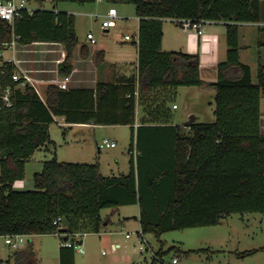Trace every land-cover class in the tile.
Listing matches in <instances>:
<instances>
[{
	"label": "trees",
	"instance_id": "trees-1",
	"mask_svg": "<svg viewBox=\"0 0 264 264\" xmlns=\"http://www.w3.org/2000/svg\"><path fill=\"white\" fill-rule=\"evenodd\" d=\"M35 1L42 6L48 0ZM50 1L52 9L26 12L15 21L13 32L0 21L1 39H10L14 33L21 44H61L66 57L59 64V73L68 76L78 36L75 15L57 10L58 4L96 0ZM263 1L107 0L135 5L139 18L137 71L112 83H99L96 90L49 84L44 100L28 86L17 93L13 107L0 110V236L56 230L66 234L63 238L100 233L108 222L101 215L103 209L136 204L140 208L138 233H151L157 239L173 230L216 226L236 213H264V65L259 64L253 82L250 66L240 60L239 44L241 24L264 22ZM176 19L225 24L227 56L217 66L215 82L201 78L199 54L162 49L164 21ZM191 86L215 90V121L196 120L186 129L170 125L178 88ZM138 104L143 114L140 127L163 131L150 141V147L140 145L139 135L135 138ZM55 116L70 123L130 125L129 172L104 176L98 162L74 163L53 157L33 174L34 189H15L14 183L25 177L27 160L52 143L49 128ZM166 128L173 131L175 144L173 162L167 167L161 154L156 156L164 147ZM150 148L152 155L147 153ZM59 217L61 221L55 224ZM173 250L179 251L178 246L164 249L162 242L156 255L164 259ZM20 256L15 252L17 264ZM149 264H157V259L152 257Z\"/></svg>",
	"mask_w": 264,
	"mask_h": 264
},
{
	"label": "rangeland",
	"instance_id": "rangeland-1",
	"mask_svg": "<svg viewBox=\"0 0 264 264\" xmlns=\"http://www.w3.org/2000/svg\"><path fill=\"white\" fill-rule=\"evenodd\" d=\"M27 1L28 7L32 10L53 8V3L50 0L42 6L35 0ZM58 8L60 11L75 15V30L80 42L86 40L88 33L93 34L96 40L93 46L105 48L108 61L113 60L119 51H133L134 46L138 43L139 19L136 16L134 4L98 1L85 4L60 2ZM110 8L117 9L118 18L112 21L109 31H105L102 28V22ZM262 15L264 18V1L262 2ZM208 26L210 28L214 25ZM215 27H218L217 30L221 33L223 47L228 49L226 27L224 25H215ZM175 28L179 29L175 22L164 21L163 50H173ZM177 32L181 33L179 38L187 45L192 33L181 30ZM124 35H130L131 40L127 43L123 42ZM261 37H264V34L260 33L256 26L247 24L239 26L241 61L252 67L253 82L257 81L259 64L264 65V46H258V40ZM33 47L39 50L38 55L42 57L43 49L46 46L39 43ZM6 54L9 56L12 51H7ZM175 103L179 109L172 111L173 121L184 128L187 126L184 123L190 119L191 115L200 116L201 122L212 123L215 121V91L202 90L196 86L183 87L176 95ZM63 132L64 129L59 124L51 125L50 135L54 144H50L49 150L45 148L36 150L27 165L24 178L26 185L17 184L16 187L24 188L21 190L34 189L32 179L34 172L42 169L43 161L53 157L60 161L74 163L99 161L102 163L104 175L110 174V168L116 172L120 170L125 174L129 172V146L131 143L129 127L119 125L99 130L96 137L99 142H102L104 138L114 139L117 142L116 148H104L100 154L97 153L96 145L92 139L74 141L72 131L69 130V133L66 134ZM93 151L97 157L91 156ZM139 210L138 205L123 206L119 212H114L113 208L103 209L101 215L104 219H109L110 223L102 231V234L100 233L101 235L99 233L83 235L82 242L85 252L83 254L75 253V264H149L153 251L160 250L162 242H164V249L172 245L178 246L179 251L173 250L165 256L166 260L170 261L177 257V264H264V213H245L243 215L236 213L223 219L219 225L173 230L162 234L160 239L147 233L143 235L145 241L142 242L138 233L140 232V223L136 218L139 215ZM127 234H130L131 238H126ZM35 237L36 247L33 251L37 255L36 264H59L56 251L60 239L40 235ZM25 240L27 242L28 238L26 237ZM111 242L120 245L116 252L112 250ZM147 247L149 248L146 249ZM39 248L41 255L38 253ZM200 249L204 251L194 252ZM253 249H258V251L244 258L238 256V253ZM16 251L5 243V237L1 235L0 264H17ZM30 261L33 259L26 255L19 262L28 264Z\"/></svg>",
	"mask_w": 264,
	"mask_h": 264
},
{
	"label": "crops",
	"instance_id": "crops-1",
	"mask_svg": "<svg viewBox=\"0 0 264 264\" xmlns=\"http://www.w3.org/2000/svg\"><path fill=\"white\" fill-rule=\"evenodd\" d=\"M57 10L59 8L57 7ZM95 16V15H91ZM97 16V15H96ZM138 18V17H137ZM139 19V18H138ZM139 21V20H138ZM247 24V23H245ZM244 24V25H245ZM175 25L179 29H174V39L173 44L175 45L173 50H164V51H182L185 53H191V54H199L200 56V74L201 78L206 81L207 83H213L217 80V66L220 62L224 61L227 55V48L223 47V44L221 42V33L217 30L218 27H215V25H224V23L221 22H212L210 24H207L204 28L203 34L199 35L195 31L185 30L181 28L176 22ZM208 25H214L209 28ZM247 25H253L256 26L260 33L264 34V31L259 27L256 23H248ZM226 27V26H225ZM209 28V29H208ZM105 31H109V29H104ZM178 30H181L182 32H191V36L189 38V42L187 45L179 38L181 36V33L177 32ZM223 35V33H222ZM125 36V35H124ZM225 36V35H224ZM124 38V37H123ZM130 40L123 39V42H129ZM163 42H164V36H163ZM39 43H42L46 46L45 49H43V56L40 57L38 55L39 50L37 48H34V45H39ZM261 43H264V37L259 38L258 40V46H260ZM95 45L90 42V40L86 37L85 41L80 42L78 40V44L75 47V50L73 52L72 57V66L73 70L68 76H62L59 73V64L65 59L66 57V51L64 47L61 44L58 43H50V42H34L30 44H20L19 45V51L17 53V59L19 61V67L23 70H28L31 72L33 76H35L38 79L45 80L41 84H39V88L41 90L42 94V100H44V92L45 89L49 84H56L60 87V83H62L64 80L68 78L67 81V89H89V90H96L97 85L99 83H112L114 82L118 77H121L122 75H131L137 71V64H138V45L134 46V50L127 52V51H119V53L116 54L115 58L111 61H108L106 58V50L103 47H95ZM176 47V48H175ZM222 47V49H221ZM162 49H163V43H162ZM176 49V50H175ZM241 60V56H240ZM262 61V58H260ZM242 62V61H241ZM249 65V64H247ZM250 66V65H249ZM251 68V73L253 75V69ZM61 88V87H60ZM181 88L179 87L177 90V94L181 91ZM62 89V88H61ZM202 90H210L211 92H214L215 90L213 88H200ZM264 97L261 99V119H262V132L264 133V103H263ZM177 105V103H176ZM173 107V105H172ZM174 109V108H173ZM179 106L174 109L178 110ZM191 113V112H189ZM142 107L138 104L136 108L135 113V124H134V133L135 138L139 135V142L140 145L146 147H150V141L155 140V137L158 136V134H161L160 130H157L153 127H140L141 126V118H142ZM197 121H200V116H196ZM55 122L62 126L64 129L63 134L69 133V130L73 132L74 134V141H86L87 139H92L96 145L97 153L100 154L101 150L104 148H99V144L103 142L106 138L102 140V142H99L96 137L99 133V130L102 128H107L111 126H119V125H97L92 123H82V122H67L64 117L55 116L54 117ZM201 122V121H200ZM53 123V124H54ZM184 124H187L185 122ZM52 125V124H51ZM50 125V127H51ZM172 126H180L179 124L175 123L172 120V123L170 124ZM127 126L131 129L130 125H122ZM140 127V128H139ZM50 132V128H49ZM51 137V135H50ZM52 140V138H51ZM110 141L117 142L114 139H108ZM162 145L164 146L162 149L156 152V156L161 154V162L164 164L165 167L169 166L173 162V154L175 149L174 144V133L171 129L166 128V139H163ZM54 144V141L52 140V143ZM50 144L42 147L46 150H49ZM147 147V148H148ZM41 149V148H40ZM136 153L138 152L137 149ZM151 152V155L153 154L152 148H150L147 153L149 154ZM96 153V152H95ZM129 153H130V146H129ZM155 154V153H154ZM97 157L96 154H94V151L91 152L92 157ZM146 155V153H145ZM33 156V155H32ZM32 156L27 160L26 163V170L27 165ZM117 164L118 160L116 159ZM44 162V161H43ZM42 162V166H43ZM100 170L102 173V163L99 161ZM95 162H77V163H95ZM163 166V167H164ZM157 167V166H156ZM38 172V171H37ZM35 173V172H34ZM103 174V173H102ZM125 174L124 172H116L113 168H110V174L104 175V176H111V175H120ZM25 178V177H24ZM33 179V178H32ZM34 183V182H33ZM26 185L25 179L18 180L14 183V188L17 190H21L24 188L16 187V185ZM138 205V204H136ZM139 206V205H138ZM114 210V212H119L120 208ZM140 209V208H139ZM140 214V210H139ZM139 220V215L136 217ZM110 223V220L108 219V222H106L105 226ZM140 223V222H139ZM105 230V229H104ZM141 230V226H140ZM102 234V231L100 232ZM99 233V234H100ZM100 234V235H101ZM35 236L37 235H30L26 237L28 238L27 242L23 243L21 247H19L16 252L20 253V258L29 255L33 259V261L28 262V264H36L37 255L35 254L34 247L35 245ZM39 236V235H38ZM40 236H50L54 238L60 239L57 235L54 233L50 234H41ZM114 244V242H111V248ZM119 245V244H118ZM37 249V248H36ZM34 250V251H33ZM154 252V251H153ZM38 253L41 255V249L39 248ZM75 251L74 253L69 248H61L60 241L59 246L56 251V255L58 254V262L59 264H75ZM156 253V252H154ZM33 255V256H32ZM153 257V256H152ZM16 258V257H15ZM22 260V259H21ZM152 260V258H151ZM1 261V260H0ZM21 264V263H20Z\"/></svg>",
	"mask_w": 264,
	"mask_h": 264
},
{
	"label": "built area",
	"instance_id": "built-area-1",
	"mask_svg": "<svg viewBox=\"0 0 264 264\" xmlns=\"http://www.w3.org/2000/svg\"><path fill=\"white\" fill-rule=\"evenodd\" d=\"M98 2H107V0H96ZM35 10V9H34ZM34 10L28 7L27 0H0V21L6 23L12 32L14 29V24L17 19H20L24 16L26 12L32 13ZM118 18V11L115 8H110L105 16V19L102 22L103 29H109L111 23L114 19ZM181 28L185 30L195 31L197 34L201 35L204 32V28L207 24H210L214 21L200 20L192 21L190 19H176L174 20ZM258 26L264 28V22L256 23ZM87 38L92 44L96 43V40L92 33L87 34ZM130 35H125V40H131ZM19 37L12 33L10 39L4 40L1 39L0 34V110L13 107L16 102V96L19 91L24 90L28 86H31L35 92L42 98L41 90L39 84L45 80L36 78L28 70H23L19 67V61L17 59V53L19 51ZM7 51H12L11 55H7ZM13 67V70L10 72V67ZM67 81L64 80L60 83L62 89H67ZM178 105L174 104L173 108L176 109ZM116 146L114 141L108 139L103 140L99 144V148H113ZM133 154L136 155V150L133 151ZM61 221L59 217L55 224ZM60 238V245L64 248L73 249L75 252L84 253L82 237L83 234L76 233L70 235L69 237L63 238L66 236L63 232H54ZM141 241H145L142 234ZM5 243L8 244L13 249H18L26 241V235L17 234V235H5ZM126 238H131L130 234L126 235ZM120 248V245L114 244L112 250L116 252ZM147 247L146 249H148ZM153 257L157 259V264H177L178 258L174 257L171 261L166 260V258H160L156 253L153 252ZM53 264V263H51Z\"/></svg>",
	"mask_w": 264,
	"mask_h": 264
},
{
	"label": "water",
	"instance_id": "water-1",
	"mask_svg": "<svg viewBox=\"0 0 264 264\" xmlns=\"http://www.w3.org/2000/svg\"><path fill=\"white\" fill-rule=\"evenodd\" d=\"M197 120V117L195 115H191L190 119L187 121V124L192 123Z\"/></svg>",
	"mask_w": 264,
	"mask_h": 264
}]
</instances>
